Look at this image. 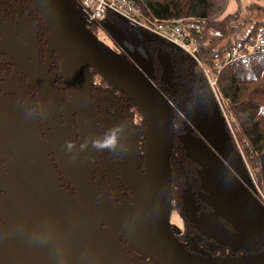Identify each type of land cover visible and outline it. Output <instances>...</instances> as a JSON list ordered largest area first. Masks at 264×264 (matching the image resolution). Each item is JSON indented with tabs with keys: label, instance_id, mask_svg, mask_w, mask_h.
Listing matches in <instances>:
<instances>
[{
	"label": "flooded vegetation",
	"instance_id": "obj_1",
	"mask_svg": "<svg viewBox=\"0 0 264 264\" xmlns=\"http://www.w3.org/2000/svg\"><path fill=\"white\" fill-rule=\"evenodd\" d=\"M48 44L46 27L28 0H0V264H94L86 249L88 243L98 245L116 264H153L97 220L85 203L77 202L66 176L78 142L77 118L57 56L52 53L47 58ZM149 48L147 43L137 45L162 66L163 75L171 74L164 49ZM114 96L107 94V103L96 114L92 107L95 130L96 125L105 131L120 122L127 125L124 108L129 103L116 93ZM138 121L132 115V125ZM190 126L196 137L206 131ZM127 128L124 150L116 152L115 162H111L110 152H97L93 172L97 203L102 202L123 223L128 219L122 206L130 203L131 193L121 175L122 155L129 138L135 140L133 130ZM68 142L73 144L71 150ZM195 168L199 175L200 167L196 164ZM186 179L195 200V215L185 214L182 203L190 227L178 216L183 227L177 236L181 244L198 255H245L243 249L214 240L210 228L219 223L230 231L232 227L218 214L215 196L205 184L200 180L190 186L185 175V183ZM87 213L96 219H89Z\"/></svg>",
	"mask_w": 264,
	"mask_h": 264
},
{
	"label": "water",
	"instance_id": "obj_2",
	"mask_svg": "<svg viewBox=\"0 0 264 264\" xmlns=\"http://www.w3.org/2000/svg\"><path fill=\"white\" fill-rule=\"evenodd\" d=\"M28 1L49 34L47 58L52 53L56 54L60 76L77 118L78 142L73 149L75 159L66 174L77 202L85 203L97 220L119 234L153 264H264V249L258 251L264 248V206L255 196L257 189L230 140L222 118L216 124H207L206 131L199 137L192 135L190 123L184 121L186 130L179 139L187 155L199 165V176L209 194L215 196L213 202L215 205L218 203V214L232 227L230 231L219 223L210 228L212 237L218 243L243 249L247 253L237 257L194 254L179 241L177 236L181 230L169 224L173 212L169 160L174 138V108L164 89L154 84L147 58L137 49L139 44L158 40L139 28H134L133 34H130L127 29L122 32L106 22V29L124 50L125 56L120 55L91 32L74 0ZM130 46H136V49ZM91 69L134 104L145 125L142 171H138L140 163L132 138H129L126 152L122 155L121 175L131 199L121 208L128 223L117 220L102 202L97 203L93 182L97 151L91 144L86 149L80 148L85 140L97 137L92 112ZM217 116H220L219 112ZM194 201L186 179L182 203L185 214L189 211L192 217L195 215ZM87 216L95 218L88 213ZM86 249L94 264H116L114 257L109 258L98 245L92 247L88 243Z\"/></svg>",
	"mask_w": 264,
	"mask_h": 264
},
{
	"label": "trees",
	"instance_id": "obj_3",
	"mask_svg": "<svg viewBox=\"0 0 264 264\" xmlns=\"http://www.w3.org/2000/svg\"><path fill=\"white\" fill-rule=\"evenodd\" d=\"M132 1L149 21L168 22L190 17L205 21V30L195 36L197 58L209 74L217 77L218 90L226 99L227 111L239 128L238 141L253 170L259 192L264 197V53L248 52V59L234 60L224 65V55L228 50L239 41L246 42L255 29L259 27L264 29V7L260 4L264 0H252L246 11H243L239 5L231 13L225 12L230 0ZM104 20L121 31L124 29V24L119 17L111 12L106 13ZM88 28L94 33L93 27ZM147 44L148 48L150 45H155L159 49L171 51L172 72L170 81L166 82L167 88L164 89V93L174 105L175 115L173 148L169 160L172 175L171 200L173 210L181 218L183 224L189 228L182 206V196L186 187L185 175L189 179L190 186L192 184L195 186L201 178L195 168L197 163L187 155L179 136L185 133L184 121L203 129L207 124H216L219 120L221 121V117L217 116L215 98L198 61L185 52L172 50L162 42L148 41ZM146 58L154 84L163 88L162 66L151 60L149 55H146ZM218 62L221 63L222 69L216 73L214 65ZM249 64L250 71L246 72V65ZM89 74L93 82L94 114L107 103V94L115 99L114 94L116 93L121 100H125L124 96L94 69H91ZM94 75L99 76V82L94 81ZM128 103L124 111L127 125L135 134L134 147L138 159L142 158L139 159L141 168L145 125L142 119L136 125H132L133 112L139 115L140 113L132 102L128 101ZM105 132L103 128L96 125L97 137H102ZM109 157L114 163L117 156L116 153L110 152Z\"/></svg>",
	"mask_w": 264,
	"mask_h": 264
},
{
	"label": "built area",
	"instance_id": "obj_4",
	"mask_svg": "<svg viewBox=\"0 0 264 264\" xmlns=\"http://www.w3.org/2000/svg\"><path fill=\"white\" fill-rule=\"evenodd\" d=\"M79 11L86 18L89 26L93 27L94 35H102L108 43V47L115 53L124 55V50L112 38L105 27V16L107 12H111L119 17L125 26L139 28L147 35L156 38L159 42H165L179 51L189 54L192 58L199 62L195 51V36L205 30V21L199 18H185L168 22H157L147 20L132 0H74ZM88 26V27H89ZM260 51L264 53V29L259 27L255 32L254 38H249L246 42H237L224 55V65L234 60L248 59V52ZM200 63V62H199ZM212 95L217 104V110L223 120L225 128L233 140V143L239 152L243 164L252 180L257 194L258 201L264 206V197L261 196L259 189L255 183L251 168L247 162L246 156L237 139V131L239 130L234 118L227 111V101L223 98L217 87V77L208 73L206 68L200 63ZM216 73L222 69L220 62L214 65ZM96 82V81H95ZM136 122V120L134 119ZM247 144L246 140L243 139Z\"/></svg>",
	"mask_w": 264,
	"mask_h": 264
},
{
	"label": "clouds",
	"instance_id": "obj_5",
	"mask_svg": "<svg viewBox=\"0 0 264 264\" xmlns=\"http://www.w3.org/2000/svg\"><path fill=\"white\" fill-rule=\"evenodd\" d=\"M250 71V64L246 65V72ZM129 135V130L127 125L123 122L115 124L113 127L108 129L102 137L89 138L85 140L81 145V150L86 149L89 144L97 152H121L123 151V145ZM67 148L71 150L73 144L71 142L67 143ZM75 159V156L72 157Z\"/></svg>",
	"mask_w": 264,
	"mask_h": 264
},
{
	"label": "rangeland",
	"instance_id": "obj_6",
	"mask_svg": "<svg viewBox=\"0 0 264 264\" xmlns=\"http://www.w3.org/2000/svg\"><path fill=\"white\" fill-rule=\"evenodd\" d=\"M252 2V0H239V3H240V7H241V9L243 10V11H246L247 10V8H248V5L250 4ZM229 11H231L230 10V7H229V9H228ZM261 16V15H260ZM125 29H127V31L130 33V34H133V30H134V28H132V27H130V26H126L125 27ZM257 31V29H255V31H254V33L249 37V38H254V36H255V32ZM96 37H97V35H96ZM101 37V36H100ZM102 37H104V36H102ZM183 52V51H182ZM163 54H164V57L168 60V70L170 71L171 69H172V67H171V51H169V50H163ZM170 77H171V74H170V76H169V81H170ZM94 81H96V82H99V76L98 75H95L94 76ZM164 83L166 84V82L164 81ZM156 85V84H155ZM157 86V85H156ZM159 87V86H158ZM163 89V88H162ZM166 95V94H165ZM173 104V103H172ZM173 108H174V105H173ZM133 117H134V119L137 121V120H140V119H142L141 118V116L138 114V113H136V112H133ZM175 116V115H174ZM183 118V117H182ZM238 132V131H237ZM237 134V133H236ZM238 139V138H237ZM240 143V142H239ZM241 145V144H240ZM241 148H242V146H241ZM242 150H243V148H242ZM243 152H244V150H243ZM244 154H245V152H244ZM245 156H246V154H245ZM246 159H247V156H246ZM247 162H248V159H247ZM249 164V163H248ZM249 167H250V165H249ZM251 168V167H250ZM251 171H252V175H253V170H252V168H251ZM253 178H254V176H253ZM172 213H174L176 216H177V213L173 210V212ZM172 215V214H171ZM178 217V216H177ZM180 220V219H179ZM180 226H181V230H182V222H181V220H180Z\"/></svg>",
	"mask_w": 264,
	"mask_h": 264
},
{
	"label": "crops",
	"instance_id": "obj_7",
	"mask_svg": "<svg viewBox=\"0 0 264 264\" xmlns=\"http://www.w3.org/2000/svg\"><path fill=\"white\" fill-rule=\"evenodd\" d=\"M260 4H261V6H263L264 7V1H261L260 2ZM239 5H240V3H239V0H230L229 1V4H228V6H227V9H226V13H231V12H233V11H235L238 7H239ZM229 7H230V10L231 11H229L228 9H229ZM169 76H170V73L168 72L167 74H166V76H165V78H163L162 79V87H163V89H166L167 88V83L165 84L164 83V81L165 82H168L169 81ZM204 128H206L207 129V126L206 127H204ZM205 129V130H206ZM227 131V130H226ZM228 133V132H227ZM229 135V134H228ZM230 136V135H229ZM231 138V137H230ZM231 140H232V138H231ZM232 142H233V140H232ZM234 144V143H233ZM234 147H235V145H234ZM236 148V147H235ZM237 150V149H236ZM250 178V177H249Z\"/></svg>",
	"mask_w": 264,
	"mask_h": 264
},
{
	"label": "bare ground",
	"instance_id": "obj_8",
	"mask_svg": "<svg viewBox=\"0 0 264 264\" xmlns=\"http://www.w3.org/2000/svg\"><path fill=\"white\" fill-rule=\"evenodd\" d=\"M97 39L100 40L102 43H104L106 46H108L107 41L105 40L104 37H102V35H97ZM169 224H170V226H175L179 230H181L180 220H179V218L174 213H172V215H171V217L169 219Z\"/></svg>",
	"mask_w": 264,
	"mask_h": 264
}]
</instances>
